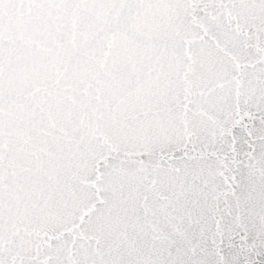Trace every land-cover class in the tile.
<instances>
[{
    "label": "snow or ice",
    "instance_id": "obj_1",
    "mask_svg": "<svg viewBox=\"0 0 264 264\" xmlns=\"http://www.w3.org/2000/svg\"><path fill=\"white\" fill-rule=\"evenodd\" d=\"M0 264H264V0H0Z\"/></svg>",
    "mask_w": 264,
    "mask_h": 264
}]
</instances>
